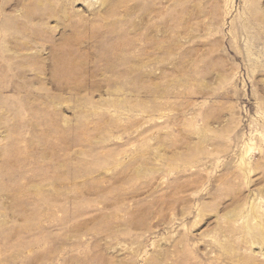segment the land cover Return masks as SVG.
I'll use <instances>...</instances> for the list:
<instances>
[{"label":"rangeland","instance_id":"obj_1","mask_svg":"<svg viewBox=\"0 0 264 264\" xmlns=\"http://www.w3.org/2000/svg\"><path fill=\"white\" fill-rule=\"evenodd\" d=\"M0 264H264V0H0Z\"/></svg>","mask_w":264,"mask_h":264}]
</instances>
